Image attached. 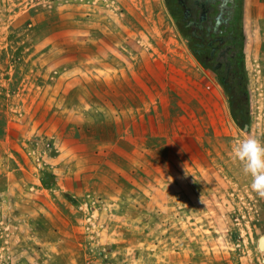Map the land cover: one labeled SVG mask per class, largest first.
Returning <instances> with one entry per match:
<instances>
[{
	"label": "rangeland",
	"instance_id": "obj_1",
	"mask_svg": "<svg viewBox=\"0 0 264 264\" xmlns=\"http://www.w3.org/2000/svg\"><path fill=\"white\" fill-rule=\"evenodd\" d=\"M244 134L264 0H0V264H264Z\"/></svg>",
	"mask_w": 264,
	"mask_h": 264
},
{
	"label": "clouds",
	"instance_id": "obj_2",
	"mask_svg": "<svg viewBox=\"0 0 264 264\" xmlns=\"http://www.w3.org/2000/svg\"><path fill=\"white\" fill-rule=\"evenodd\" d=\"M232 152L244 174L251 177L252 190L264 197V142L251 134H244L235 141ZM201 200L203 202L202 197Z\"/></svg>",
	"mask_w": 264,
	"mask_h": 264
},
{
	"label": "trees",
	"instance_id": "obj_3",
	"mask_svg": "<svg viewBox=\"0 0 264 264\" xmlns=\"http://www.w3.org/2000/svg\"><path fill=\"white\" fill-rule=\"evenodd\" d=\"M225 59V58H224ZM226 60V59H225ZM227 61V60H226Z\"/></svg>",
	"mask_w": 264,
	"mask_h": 264
}]
</instances>
